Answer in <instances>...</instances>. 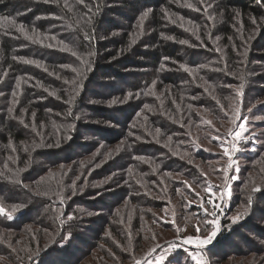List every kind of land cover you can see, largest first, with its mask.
<instances>
[{
	"label": "trees",
	"instance_id": "16d2710c",
	"mask_svg": "<svg viewBox=\"0 0 264 264\" xmlns=\"http://www.w3.org/2000/svg\"><path fill=\"white\" fill-rule=\"evenodd\" d=\"M203 2L0 0V202L21 205L0 216V264L142 249L149 220L174 233L153 213L159 199L177 197L186 217L196 210L187 197L204 202L206 188L230 184L210 148L235 145L252 117L258 132L241 146L245 164L206 258L226 262L216 252L242 233L256 236L244 242L250 254H264V0ZM156 246L134 258L147 262Z\"/></svg>",
	"mask_w": 264,
	"mask_h": 264
},
{
	"label": "rangeland",
	"instance_id": "374dc122",
	"mask_svg": "<svg viewBox=\"0 0 264 264\" xmlns=\"http://www.w3.org/2000/svg\"><path fill=\"white\" fill-rule=\"evenodd\" d=\"M204 1L205 7H207V4ZM210 3V0H209ZM210 16H208V20L210 19L212 22H216V12L215 10H212L213 12V18H212V12L209 9H207ZM264 10V8H263ZM224 12V11H223ZM222 12V13H223ZM200 13V12H199ZM202 14V13H201ZM224 14V13H223ZM219 17V16H218ZM118 22H120L119 19H117ZM214 24V23H213ZM215 25V24H214ZM261 122V118H246L240 125H244V128H241L240 125L238 129L232 133L231 138L236 142V147L238 150H232L233 149V144L230 143L227 140L221 141L220 139L218 140V144L216 147H211L210 149L212 150L213 155H221L222 157L221 161L219 162V165L215 166L216 171L222 173L223 169L226 168L224 167L227 164V161H229V158L224 155V148H228L229 152L231 154L232 151H237V158H234V154L232 157V163L231 167L227 172V175H230V184H218L220 182H216L218 185H216L214 190L208 189L206 192L204 190L205 194V201H195L189 197H187V201L190 205L195 207V211L191 215H186V217H183L179 214L177 209L175 210V207L177 206L178 199L177 197L174 199L167 198L165 200H160L161 202V212L154 211V215L159 218V220L166 226H170L174 233L168 232L167 230L163 231L161 227H159L157 224L152 223V221L149 220V222L146 221V225L148 226V233H146V240L143 243L142 249L139 248V246H135L132 248L131 246H126L121 245L119 251L120 254L115 253L112 248L107 249V252H110V257H102V254L100 251H98V254L100 257H88L86 258L82 264H131L132 261L136 260L135 256H141L143 255L144 252V247H146L147 244H150L151 247L160 245L164 241L166 243L163 247H161L159 250H157L155 253L152 255H149L147 262H141V264H148L150 261L151 264H155L156 262V257L158 254H163L164 250H168V255L166 256V259L162 264H167V260L175 258V260H181L184 264H195V261H192L190 258V253H196L200 252L201 255L203 256L206 264H207V258L206 257H211L212 256V250L211 251H206L208 247H211L214 245L216 238L220 236L221 233V216L223 215L222 213H225L227 211V206L229 205L232 197V187L231 185L236 182L237 180L240 179V175L242 172V167L245 164L244 160L242 158L244 155V152L242 150L241 146H244V143H248L250 141V134L251 136L256 132L253 123H258ZM240 133V136L237 137L236 134ZM233 141V142H234ZM223 145V146H221ZM219 161V160H218ZM218 164V163H217ZM247 164V163H246ZM262 164V163H261ZM262 168L264 166L260 165ZM254 174V173H252ZM116 176V175H113ZM264 183V180H262ZM196 190V189H192ZM226 190V191H225ZM147 191V190H146ZM222 193L223 196L221 195ZM147 194L149 196L154 197L153 193H150L147 191ZM211 200L212 203H208V201ZM171 206H167L168 204ZM242 209V208H238ZM207 221V223H206ZM259 224L256 223V225ZM129 230V227H127ZM131 228V227H130ZM177 228L179 229H184L183 231L177 232ZM197 228L199 231H197ZM216 230V235L212 237L211 242L208 243L207 245L197 247L195 243L193 244H184L183 240L187 238L188 236H192L194 238H199V239H204L206 237H209L212 233L213 230ZM244 235V238H237L236 236L230 237L231 240L235 243V246L233 245L234 248L231 247H225L221 248L222 252H216L217 256H222L224 263H221V260H215L213 258L214 264H264V254H260V252H257L258 254H250V251L248 250L247 247L244 246L245 240H252L255 239L256 236L252 233H242ZM130 235H133V231L130 229ZM156 236L155 239L149 240L150 237ZM158 236V237H157ZM248 237V239H247ZM127 240H131L127 237ZM246 243V242H245ZM130 244V243H129ZM172 245H175L176 247H171ZM263 246V244H262ZM136 247L141 250H135ZM260 249L262 248L261 246H258ZM141 253V254H138ZM225 253L227 256L224 257ZM231 255V256H230ZM135 257V258H134Z\"/></svg>",
	"mask_w": 264,
	"mask_h": 264
},
{
	"label": "snow or ice",
	"instance_id": "6c2138e0",
	"mask_svg": "<svg viewBox=\"0 0 264 264\" xmlns=\"http://www.w3.org/2000/svg\"><path fill=\"white\" fill-rule=\"evenodd\" d=\"M45 2H48V0H45ZM77 3H83V0H77ZM189 7H191V5H188ZM148 15V12L145 11L142 16H141V23L143 22L144 18L147 17ZM255 23V21H253ZM20 30L21 31H24L23 29V26L21 25L20 26ZM87 38V37H86ZM168 39H171V37H167ZM29 39H31V37H29ZM134 42V41H133ZM180 43H186L185 41H180ZM70 50V49H68ZM73 55H76L75 52L72 53ZM25 63H35V61H24ZM163 67V65L161 66ZM181 67H184L183 65H181ZM185 71H188L187 68H185ZM241 80H243V77H241ZM20 84L19 82H17V88H19ZM243 88V84H241L240 86V89ZM240 89H237V95H242V91ZM13 95H15V93H13ZM50 95H55V93H50ZM129 96H131V93L129 94ZM127 99V97L125 98ZM71 101H69L70 103ZM113 103H115V101H113ZM34 115V114H33ZM237 115H238V110H237ZM23 122V121H21ZM241 128H244V125H240ZM159 132V129L157 130ZM237 137L240 136V133H237L236 134ZM213 139H218L217 137H213ZM223 146V145H221ZM233 150H238L236 145H233ZM224 155L227 156L229 158V167H231V163H232V157H231V154L229 152V149L228 148H224ZM131 171V170H130ZM224 173H225V180H227V168L223 169ZM15 183H20L19 179H16L14 181ZM260 189L258 187H254L252 189V191H259ZM205 191L207 192L208 189L206 188ZM226 191V190H225ZM224 193H222L221 195L223 196ZM251 199V198H250ZM62 202V201H61ZM208 203H212L211 200L208 201ZM21 207V205H12L11 206V210L9 211L8 209H6V207L4 206V204L2 202H0V216H5L7 219L11 220L13 219V215L12 213L16 212L19 208ZM247 211V209H245V212ZM89 215H91V213H89ZM73 217L69 216L68 219H72ZM236 218H233V220L235 221ZM207 223V221H206ZM184 229H179L177 228V232H180V231H183ZM197 231H199V229L197 228ZM216 235V230L214 229L211 233V235L209 237H206L204 239H199V238H194L192 236H188L187 238H185L183 240V243L184 244H193L195 243L197 245V247H200V246H204V245H207L208 243L211 242V239L212 237H214ZM155 239V237H153ZM160 247L159 245H157L156 247L152 248L150 251H149V255H152L153 253L156 252V248ZM171 247H176L175 245H172ZM168 255V250H164V253L163 254H158L157 257H156V262L155 264H162V262L165 261L166 259V256ZM190 258L192 261H195V264H206L203 256L201 255L200 252H196V253H190ZM5 259V257L3 256H0V261H3ZM135 264H141V261L140 260H136L135 261ZM148 264H151V262L149 261ZM167 264H176V261H175V258L173 259H170V260H167Z\"/></svg>",
	"mask_w": 264,
	"mask_h": 264
}]
</instances>
